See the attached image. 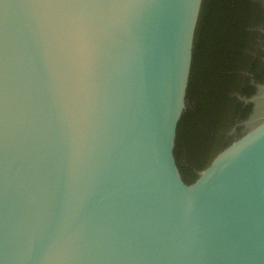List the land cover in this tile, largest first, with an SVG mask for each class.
<instances>
[{
  "label": "water",
  "instance_id": "obj_1",
  "mask_svg": "<svg viewBox=\"0 0 264 264\" xmlns=\"http://www.w3.org/2000/svg\"><path fill=\"white\" fill-rule=\"evenodd\" d=\"M203 0H0V264H264V118L187 180Z\"/></svg>",
  "mask_w": 264,
  "mask_h": 264
},
{
  "label": "trees",
  "instance_id": "obj_2",
  "mask_svg": "<svg viewBox=\"0 0 264 264\" xmlns=\"http://www.w3.org/2000/svg\"><path fill=\"white\" fill-rule=\"evenodd\" d=\"M264 82V0H203L175 154L194 179L245 129Z\"/></svg>",
  "mask_w": 264,
  "mask_h": 264
},
{
  "label": "rangeland",
  "instance_id": "obj_3",
  "mask_svg": "<svg viewBox=\"0 0 264 264\" xmlns=\"http://www.w3.org/2000/svg\"><path fill=\"white\" fill-rule=\"evenodd\" d=\"M249 101L254 103V108L242 123L245 130L264 118V82L258 84L256 92L249 98Z\"/></svg>",
  "mask_w": 264,
  "mask_h": 264
}]
</instances>
